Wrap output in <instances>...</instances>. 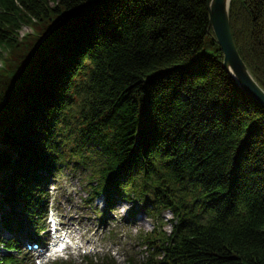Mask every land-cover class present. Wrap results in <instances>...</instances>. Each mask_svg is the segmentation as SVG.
<instances>
[{"label":"trees","instance_id":"trees-1","mask_svg":"<svg viewBox=\"0 0 264 264\" xmlns=\"http://www.w3.org/2000/svg\"><path fill=\"white\" fill-rule=\"evenodd\" d=\"M208 19L207 0H0V264L43 242L48 184L70 160L106 212L138 199L171 214L125 264H264V110ZM229 25L264 89V0H231Z\"/></svg>","mask_w":264,"mask_h":264},{"label":"rangeland","instance_id":"rangeland-1","mask_svg":"<svg viewBox=\"0 0 264 264\" xmlns=\"http://www.w3.org/2000/svg\"><path fill=\"white\" fill-rule=\"evenodd\" d=\"M29 33L31 28L23 25L18 32L19 38ZM208 50L207 46L206 52L210 54ZM61 135L63 139L68 138L64 132ZM70 161L60 163L56 178L48 184L46 208L52 207L60 223L70 227L74 238L72 246L81 245V248H72L46 264H83L86 257L93 261L111 259L117 264H125L127 260L142 261L147 256V249L142 245L140 235L160 223L163 230L169 232L171 214L165 212L154 218L149 213L151 207H145L138 199L120 200L111 212H106L103 198L89 200L91 185L87 179V168ZM2 207L6 209V206ZM9 237L0 226V239ZM3 255L0 247V257ZM34 255L33 251H26V264H34Z\"/></svg>","mask_w":264,"mask_h":264},{"label":"water","instance_id":"water-1","mask_svg":"<svg viewBox=\"0 0 264 264\" xmlns=\"http://www.w3.org/2000/svg\"><path fill=\"white\" fill-rule=\"evenodd\" d=\"M231 0H207L209 26L219 46L222 66L237 86L264 110V89L253 78L235 47L229 25Z\"/></svg>","mask_w":264,"mask_h":264}]
</instances>
